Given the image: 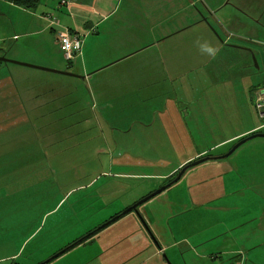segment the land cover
I'll return each instance as SVG.
<instances>
[{
  "label": "rangeland",
  "instance_id": "374dc122",
  "mask_svg": "<svg viewBox=\"0 0 264 264\" xmlns=\"http://www.w3.org/2000/svg\"><path fill=\"white\" fill-rule=\"evenodd\" d=\"M58 3L47 11L55 21H50L54 30L59 14L67 19ZM240 4L256 10L264 0H121L116 15L134 17L138 23L145 17L141 25L152 26L154 32L175 30L164 44L170 57L180 49L176 58L180 68L170 69L168 77L149 87L116 91L111 85L98 87L97 75L87 82L0 62V264L49 260L166 184L138 208L154 237L148 236L151 245L138 230L137 225L142 226L138 214L131 211L111 224L116 226L101 229L91 241L73 245L46 264H186L188 254L185 260L180 258V224H191L193 231L198 225L207 232L215 219L199 208L194 219L180 220V199L190 201L187 186L203 169L197 172L196 165L188 166L173 182L175 176L202 151L203 157L227 153L238 140L217 144L248 123L263 124L264 133V119L254 108V91L249 90L254 85L264 87V42L249 41L259 28L248 33V27L233 20L230 10ZM19 14L13 17L22 19ZM0 21L9 27L4 16ZM25 26L31 25L25 20ZM65 29L56 31L59 47L58 33ZM53 38L54 31L47 27L26 39L30 43L7 35L0 48L10 60L80 72V57L67 61L63 52L57 53ZM19 48L33 49L29 59L34 62L16 58ZM39 53L51 59L34 57ZM57 60L62 64L53 63ZM245 100L247 114L240 105ZM221 162V170L226 171L221 178L194 183L195 200L203 196L204 202L210 191L244 183L237 187L233 204L238 210L248 208V190L259 194L250 197L253 206L264 209V137L245 141ZM188 173L191 181L177 187ZM249 183L256 187L246 189ZM171 228L178 240L174 247ZM122 230H129L125 234L134 242H143L142 251L124 263L105 261L118 244L126 243ZM165 245L168 250L159 249Z\"/></svg>",
  "mask_w": 264,
  "mask_h": 264
},
{
  "label": "crops",
  "instance_id": "0c3cea01",
  "mask_svg": "<svg viewBox=\"0 0 264 264\" xmlns=\"http://www.w3.org/2000/svg\"><path fill=\"white\" fill-rule=\"evenodd\" d=\"M62 1L67 3L60 4ZM53 2H59L57 8H64L67 18L65 19L62 14H59L60 23L56 30L50 25L49 18L53 17L47 12L51 9ZM120 3L121 0H40L35 9L26 10L12 3L0 0V6L3 8L0 9L3 10V12L0 11V16H4L5 22L9 24V27H6V23L0 21L2 23L0 25V41L5 40L8 35V37L11 36L16 40L25 39L24 43H30L26 39L46 31V28L49 27L54 31L53 40H56L55 48L57 53L62 54L57 42L56 31L60 30V28H67L70 32L76 31L82 36V50L81 54L78 55L80 57L81 71L76 72V74L83 76L81 79L87 82L93 81L97 75L98 87L111 85L116 91L119 90L117 88L153 86L151 84L158 83L163 77H168L170 69L174 71L180 68V64L177 62L178 59H176L177 57L180 58V49L176 51L178 55L175 56L172 53L170 57L167 44H164L167 39L171 38L168 35H173L175 30L173 29L174 31H169L171 33H168V29L162 28V30L154 32L152 26L147 28L141 25L145 22V17H140L138 23L134 17L125 14L116 15ZM125 4L133 6L132 2H125ZM17 11L22 16V19L18 20V16L13 17ZM230 12L233 14L231 15L233 20H236L238 25L248 27V33L254 28L260 29L258 34H261L263 37L259 39L257 37L258 34L255 38L248 36L249 41L253 43L264 42V6L255 10L246 9L241 4L234 5ZM9 15L12 17L10 18ZM23 16L25 17L23 18ZM255 17L257 18L256 22L254 21ZM25 20L31 26H25ZM176 30L179 31L180 29ZM195 38H200V36H196ZM192 39L194 40V38ZM28 43L24 46L27 47ZM55 48L53 43V49L55 50ZM0 49V55H3L6 51L3 48ZM248 49H245V51H249ZM17 52L18 57L16 58H19V60L34 62L29 59V56L34 53L33 49L21 50L19 48ZM183 52L185 53V51ZM34 57L39 58L41 61L51 59L49 58V54L41 55L39 53L34 55ZM35 62H39V60L36 59ZM53 63L62 64L61 60L53 61ZM66 63L68 65L67 61ZM20 69L22 70L18 71H26L23 68ZM66 71L70 70L67 69ZM257 87L259 86H251L249 90L254 91ZM246 103L245 100V102L240 104L245 109L244 114H247L248 111V108L245 107ZM262 126L263 124H258L256 121L255 123H248L241 131L223 139L217 145L223 146L222 144L234 142L249 134L261 132ZM204 155L206 153L202 151L189 159L193 158V160H196ZM217 156L207 155L208 159L196 165L197 167L194 171L198 172L203 169L200 171L201 175L197 180L211 181L221 178V173L223 172L221 170V160L223 158L218 159ZM214 170L217 171L213 172ZM190 173L176 183L177 187H180L184 181L187 183L191 181L193 177L189 179ZM197 180L191 181L193 183L187 186L190 201L180 199V220L183 221L187 218L194 219V214H197V209L200 208L205 213L208 211L209 216L215 219V223H212V227L207 232H204L197 225L199 223H193V225H197L194 231L191 230V224H180L179 240L180 252H182L180 258L188 254L190 257L188 260L183 258L186 264H264V209L253 206L254 204L249 201L251 196L259 197V194L247 190L245 200L250 205L245 210H242V208L238 210L239 208L233 204V200L235 199L236 191L239 190L237 187L245 185L244 183H240L237 187L222 192L210 191L205 195L207 196V200L203 202V196L197 197L196 200L192 196V194L198 192L194 184ZM249 184L246 185V189L248 187L252 189L256 187L254 183ZM217 213H219L220 218L216 221ZM185 221L189 222V220ZM111 224L109 225L110 227L106 226L105 230L116 226L115 224ZM137 227L144 241L148 242V245H151L148 240L150 235L146 232L143 225L138 224ZM126 231L129 230H122L120 233L122 238L127 236L125 234ZM171 233L173 240H175L172 228ZM95 235L91 239L81 241L78 244L91 241ZM125 241L126 243L122 246L118 244L112 251L113 253L108 254L104 260L124 263L125 260L132 259L137 252L142 251L140 249L143 242H134L128 236ZM177 242L178 240H175L170 245L174 247ZM159 248H167L166 250H168L169 246L165 245ZM106 252L105 250L102 254ZM163 254L165 253L163 252Z\"/></svg>",
  "mask_w": 264,
  "mask_h": 264
},
{
  "label": "water",
  "instance_id": "95a60500",
  "mask_svg": "<svg viewBox=\"0 0 264 264\" xmlns=\"http://www.w3.org/2000/svg\"><path fill=\"white\" fill-rule=\"evenodd\" d=\"M1 50V49H0ZM0 62L2 63H13V64H19V65H22V66H28V67H32V68H36V69H39V70H43V71H51L53 73H57V74H63V75H67V76H74V77H80L82 78L83 76H80V75H77V74H74L70 71H63V70H56V69H51V68H45V67H41V66H35V65H32V64H28V63H24V62H18V61H14V60H10V59H7L4 54L3 55H0ZM255 137H264V133L262 132H255V133H252V134H249L247 136H245L244 138H241L239 139L237 142H235V144L230 148V150L225 153L224 155H220V156H217V158H223V157H226L228 155H230L237 147H239L242 143H244L245 141L247 140H250V139H253ZM208 159V157H202V158H198L196 160H193L187 164H185L184 166H182V168L179 170V172L177 173V175L175 176L173 182H176L181 174L184 172V170L188 167V166H194V165H197L201 162H203L204 160ZM169 184H166L160 188H158L157 190H155L154 192H151L150 194H148L147 196H145L144 198H142L141 200H139L138 202H136L135 204H133L132 206L128 207L127 209H125L123 212H121L120 214H117L115 215L114 217L110 218L108 221H106L104 224H102L99 228H97L98 230L100 228H102L103 226L109 224L111 221H114L117 217L127 213L128 211H134L135 213L138 214L139 216V219L143 225V227L145 228L146 232L151 236V238L154 240V237L152 236L148 226L146 225V223L144 222V220L140 217L139 213H138V206L143 204L144 202H146L147 200H149L150 198H152L153 196H155L156 194L160 193L162 190H164L165 188L168 187ZM95 231V230H94ZM93 233L90 232L88 235L80 238L78 241H76L74 244H72L71 246L69 247H66L65 249L59 251L58 253H56L52 258H55V257H58L60 254H62L63 252H65L67 249L71 248L73 245L75 244H78L79 242H81L85 237L87 236H90L91 234ZM50 258V259H52ZM49 259V260H50ZM49 260H46V261H43L39 264H46Z\"/></svg>",
  "mask_w": 264,
  "mask_h": 264
},
{
  "label": "built area",
  "instance_id": "2783aa9c",
  "mask_svg": "<svg viewBox=\"0 0 264 264\" xmlns=\"http://www.w3.org/2000/svg\"><path fill=\"white\" fill-rule=\"evenodd\" d=\"M62 3L64 2L62 1ZM50 21L55 24V21L52 18H50ZM69 32L68 29H65L64 31H59L58 35L64 58L70 62L76 56L81 54L83 40L81 34L77 35ZM254 94V108L257 111L258 116L261 119H264V87L256 88Z\"/></svg>",
  "mask_w": 264,
  "mask_h": 264
},
{
  "label": "trees",
  "instance_id": "16d2710c",
  "mask_svg": "<svg viewBox=\"0 0 264 264\" xmlns=\"http://www.w3.org/2000/svg\"><path fill=\"white\" fill-rule=\"evenodd\" d=\"M4 1L12 3L13 5L18 6L20 8H23V9H26V10L35 9L38 6L39 2H40V0H4ZM242 138H244V137H242Z\"/></svg>",
  "mask_w": 264,
  "mask_h": 264
},
{
  "label": "flooded vegetation",
  "instance_id": "af4514ba",
  "mask_svg": "<svg viewBox=\"0 0 264 264\" xmlns=\"http://www.w3.org/2000/svg\"><path fill=\"white\" fill-rule=\"evenodd\" d=\"M140 206V205H139ZM138 206V207H139ZM137 207V208H138ZM127 209V208H126ZM132 211V210H131ZM131 211H128V213L129 212H131ZM118 214H120V213H118ZM117 215V214H116ZM121 216H123V215H121ZM120 216V217H121ZM114 217V216H113ZM120 217H118V218H120ZM112 218V217H111ZM118 218H116L114 221H111L109 224H107V225H105L103 228H105L106 226H109L111 223H113V222H115ZM99 230L98 229H96L95 231H93V233L90 235V236H87V237H85L82 241H84V240H89V239H91L97 232H98Z\"/></svg>",
  "mask_w": 264,
  "mask_h": 264
},
{
  "label": "bare ground",
  "instance_id": "6f19581e",
  "mask_svg": "<svg viewBox=\"0 0 264 264\" xmlns=\"http://www.w3.org/2000/svg\"><path fill=\"white\" fill-rule=\"evenodd\" d=\"M160 249V248H159Z\"/></svg>",
  "mask_w": 264,
  "mask_h": 264
}]
</instances>
